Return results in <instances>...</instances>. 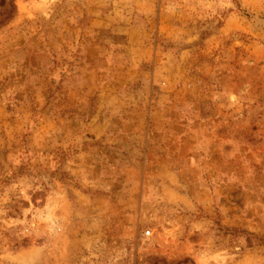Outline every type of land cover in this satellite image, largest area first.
<instances>
[{
    "label": "rangeland",
    "instance_id": "374dc122",
    "mask_svg": "<svg viewBox=\"0 0 264 264\" xmlns=\"http://www.w3.org/2000/svg\"><path fill=\"white\" fill-rule=\"evenodd\" d=\"M0 264H264V0H0Z\"/></svg>",
    "mask_w": 264,
    "mask_h": 264
},
{
    "label": "bare ground",
    "instance_id": "6f19581e",
    "mask_svg": "<svg viewBox=\"0 0 264 264\" xmlns=\"http://www.w3.org/2000/svg\"><path fill=\"white\" fill-rule=\"evenodd\" d=\"M45 1V0H44Z\"/></svg>",
    "mask_w": 264,
    "mask_h": 264
},
{
    "label": "built area",
    "instance_id": "2783aa9c",
    "mask_svg": "<svg viewBox=\"0 0 264 264\" xmlns=\"http://www.w3.org/2000/svg\"><path fill=\"white\" fill-rule=\"evenodd\" d=\"M148 233V232H147Z\"/></svg>",
    "mask_w": 264,
    "mask_h": 264
}]
</instances>
